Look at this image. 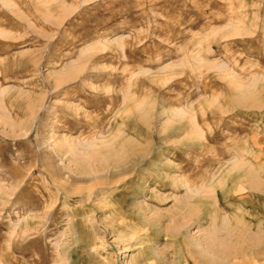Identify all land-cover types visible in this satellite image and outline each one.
Instances as JSON below:
<instances>
[{
  "label": "rangeland",
  "instance_id": "1",
  "mask_svg": "<svg viewBox=\"0 0 264 264\" xmlns=\"http://www.w3.org/2000/svg\"><path fill=\"white\" fill-rule=\"evenodd\" d=\"M208 238L264 244V0H0V264Z\"/></svg>",
  "mask_w": 264,
  "mask_h": 264
},
{
  "label": "bare ground",
  "instance_id": "2",
  "mask_svg": "<svg viewBox=\"0 0 264 264\" xmlns=\"http://www.w3.org/2000/svg\"><path fill=\"white\" fill-rule=\"evenodd\" d=\"M136 150V149H135ZM136 152V151H135ZM139 152V151H138ZM137 156V152L136 154H134ZM133 155V156H134ZM136 162V161H135ZM84 169V168H83ZM86 171V170H85ZM96 178V177H95ZM253 178V177H252ZM254 181V180H253ZM240 197V196H239ZM243 221V220H242ZM241 222V221H240ZM214 223V222H213ZM246 223V222H245ZM248 223V222H247ZM246 223V224H247ZM241 224V223H240ZM246 226V225H245ZM250 226V225H248ZM178 227V226H177ZM221 228V227H220ZM250 228V227H249ZM252 228V227H251ZM240 230V229H239ZM249 230V229H248ZM246 232V231H244ZM243 232V233H244ZM216 233V232H215ZM241 236V233L240 235ZM238 236V237H239ZM244 234L241 236L243 237ZM259 236V235H258ZM245 237V236H244ZM206 238V237H204ZM231 238V237H230ZM237 238V237H236ZM225 240V239H224ZM223 240V241H224ZM226 241V240H225ZM241 241V240H240ZM239 242V239H238ZM222 243V242H220ZM237 243V242H236ZM247 243V242H246ZM257 243V242H256ZM232 244V243H231ZM250 244V243H249ZM254 244V243H253ZM235 245V244H234ZM243 245V244H242ZM228 246V245H227ZM244 246V245H243ZM183 247H184V253L186 256V263L185 264H190V260L191 258L189 257L191 251H195V264H221V262L224 264L225 262H230L233 261L236 264H243L242 262H244V260L249 256V257H253L254 259H256V261L260 258V256L262 255L263 257V253H264V244H259V245H247L244 247H237V249L234 248V256L233 257H220L219 253L220 251H218V249L220 248V246L217 243V240L215 239H206L205 241H197L195 242V247L193 246H188L186 243H183ZM222 248V247H221ZM223 249V248H222ZM233 249V248H232ZM220 250V249H219ZM217 251V253H216ZM225 251V249H224ZM230 250L227 249L226 252H228ZM233 251V250H232ZM223 252V251H222ZM213 253V257H211V254ZM225 253V252H224ZM231 255L233 252H230ZM226 254V253H225ZM222 255V254H221ZM226 256V255H225ZM189 257V258H188ZM258 258V259H257ZM219 259V260H216ZM263 259V258H262ZM260 259V260H262ZM253 260V259H252ZM249 261V260H248ZM143 262V261H141ZM255 262V261H254ZM253 262V263H254ZM252 263V264H253ZM110 264V263H109ZM247 264V263H246ZM251 264V263H250Z\"/></svg>",
  "mask_w": 264,
  "mask_h": 264
}]
</instances>
